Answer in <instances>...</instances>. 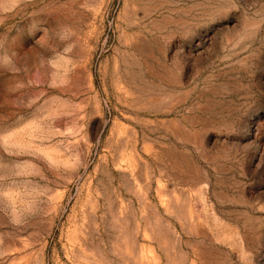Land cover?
Here are the masks:
<instances>
[{"label": "rangeland", "instance_id": "374dc122", "mask_svg": "<svg viewBox=\"0 0 264 264\" xmlns=\"http://www.w3.org/2000/svg\"><path fill=\"white\" fill-rule=\"evenodd\" d=\"M5 55L0 264H264V0H0Z\"/></svg>", "mask_w": 264, "mask_h": 264}, {"label": "clouds", "instance_id": "9594fccd", "mask_svg": "<svg viewBox=\"0 0 264 264\" xmlns=\"http://www.w3.org/2000/svg\"><path fill=\"white\" fill-rule=\"evenodd\" d=\"M75 32L71 28V26L64 25L60 26L58 30L55 32V39L60 43L65 45L62 49V51L59 50H53V55L51 57L47 58V63L52 68H56L57 63L59 61L68 59L70 57V54L74 47V38H75ZM45 38V34H43L37 41L36 44L40 47H45V43H43ZM42 64L44 61H41ZM12 64V59L10 56L5 55L3 57H0V66L8 67ZM64 83H67L65 80Z\"/></svg>", "mask_w": 264, "mask_h": 264}]
</instances>
